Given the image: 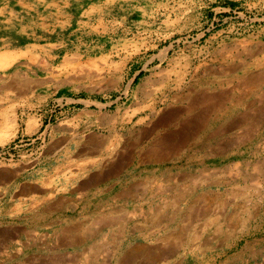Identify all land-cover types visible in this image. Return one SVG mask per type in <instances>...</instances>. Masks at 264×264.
I'll return each mask as SVG.
<instances>
[{"label":"rangeland","instance_id":"374dc122","mask_svg":"<svg viewBox=\"0 0 264 264\" xmlns=\"http://www.w3.org/2000/svg\"><path fill=\"white\" fill-rule=\"evenodd\" d=\"M4 52L16 58L0 67V209L14 205L10 196L14 199L16 186L30 183L27 173L35 166L46 173H40L42 189L58 188L56 192L65 196L77 193V199L85 195L81 180H58L62 170L55 169L57 159L48 160L43 151L45 126L72 127L69 122L76 116L81 118L80 125L75 123L77 140L84 144L91 138L105 139L107 144L92 150L93 158L71 164L67 177L129 160L128 170L111 181L116 184L113 193L133 182L138 188L139 196L124 197L138 201L113 207L127 217L118 241L101 243L105 248L98 261L105 256L102 264H115L116 256L129 248L163 251L175 243L180 245L178 254L159 264H264V119L254 115L258 124L250 134L245 133L248 126L228 125L252 102V115L264 110V84L246 81L248 75L264 73V0H0V53ZM201 90L230 96L224 105L227 113L215 114L208 131L223 134L206 140L207 134L199 133L181 145L174 158L142 162L154 148L152 127L170 110L186 107L189 96ZM253 91L234 111L233 100ZM183 118L173 127H158L157 134L178 130L184 135ZM143 134L144 144L136 147L132 141ZM76 154L85 158L88 152L81 149ZM49 168L57 172L49 176ZM181 175L191 176L193 183L182 184L179 193L219 197L211 204L201 203L210 216L194 222L189 232L183 220L177 226L155 224L153 207L174 204L169 194L158 193L159 188L169 187ZM104 189L92 190L90 197L110 199L101 195ZM236 205L240 208L233 216ZM184 206L175 208L183 211ZM88 227L80 226L78 232L85 236ZM13 230L17 240L0 245V264L50 263L60 256L70 259L78 250L59 247L52 237L57 228L30 234L25 228ZM188 238L194 254L181 244ZM87 259L79 264H90ZM139 259L134 263L147 262Z\"/></svg>","mask_w":264,"mask_h":264},{"label":"bare ground","instance_id":"6f19581e","mask_svg":"<svg viewBox=\"0 0 264 264\" xmlns=\"http://www.w3.org/2000/svg\"><path fill=\"white\" fill-rule=\"evenodd\" d=\"M15 58L16 57H13V55L11 53H9V52L0 53V67L9 65L11 63V61L13 59H15ZM258 65H260V64H258ZM245 73H246V71H245ZM246 78H248V79H246V81L248 83H250L251 85H255L256 86V84H262V83L264 84V73H261V75H257V76H252V74H251L250 76L248 75V77H246ZM189 94H191V92ZM254 94L255 93L253 91V92H251L249 94L247 93L246 95H241L239 98L233 100V103H232L231 107L235 111V109L240 104L243 103V101H244V99H245V97L247 95H248V98H250ZM229 97L230 96H228V94H219V96H215V95L212 96V95H209L207 92H204L202 90L199 91L198 95H196V96L190 95L189 96L190 101H189V104L186 107L183 106L184 108L183 107H178V108H174V109L170 110L167 113L166 117H164V120H162L161 123L158 122L159 124L158 125L157 124L154 125L152 127V129L149 131V132H151L153 134L155 133L154 135H156V136L153 137L154 139H152L153 141L151 143L154 146V148H149V150L144 155V158H142V162L145 161L144 159H146L148 162H151V163H163V162H165L167 160H170L171 158H174L175 156L178 155L179 149L181 148V145L186 146L189 141L195 140L194 138L196 136H198L199 133L205 132L207 134V137H206L207 139L206 140L211 139V138H216L217 136H220L222 131L220 132L218 130V131H214L212 133H209L208 131H209L210 127H211V122H212L213 116L215 114H217V113L226 114L227 113V111L224 108V105L226 103V98L229 100ZM263 98H264V95H263ZM230 99H233V98L231 97ZM250 102H252V101H250ZM261 102H262V100H261ZM252 107H253V102L251 104H249V106L247 107L246 111L243 112V114L241 113L242 115L235 116L237 118H233L232 121L228 124L229 125V129H232V128H236V129L239 128L240 129L243 126H248V127H245V129L247 128L245 133H248V132L254 130L256 125L258 124L257 123L258 120L256 121V117L254 115H257L259 117L261 116L264 119V110H263V107H261L260 109L255 111V112L258 111L259 113H253V115H252L251 111L254 108V107L253 108ZM182 117H185V119L183 118L184 122L181 123L182 124L181 125V129L182 130L185 129L184 135H181L180 133H178L177 132L178 130H175V131L171 130V132H169L166 136L165 135L164 136H159L157 134L156 131L159 130L158 127H160V126L161 127H165V128L167 126L173 127L174 123L176 121L181 120ZM238 117H239V119H238ZM253 117H255V118H253ZM214 121H216V120H214ZM151 133H150V135H151ZM222 134H223V132H222ZM248 134H250V133H248ZM178 135H179V137L181 136L180 139H178ZM140 137H137L135 139V141H132L133 144L135 142V146L136 147L144 144V140L146 139L145 134H143ZM150 138H152V137H150ZM92 144H94L97 148H100V147H103V146H105L107 144V140L104 139V141H101V140L98 141V140L95 139V140H93ZM92 144L90 143L91 146H92ZM220 150H222L221 151V153H222V152L225 151V148L223 147ZM217 151L218 150H216V152ZM122 164H121V166H122ZM122 169H124V166H123ZM117 170L119 171V169H117ZM114 173L115 174H113V176L117 174V172H115V171H114ZM207 175L205 174L204 176H207ZM106 177H107V174H106ZM110 177H112V174L110 176H108V178H110ZM178 177H177L178 180L175 179L177 181H175V183H173L169 187L167 186L166 188H164V187H160L159 188V192L158 193L159 194L160 193L169 194L170 195V199L171 198L174 199L173 200L174 204L173 203H168V204L157 205V206L153 207L154 208V215L156 217L155 224L157 226H160L164 222H168L169 223L168 225L174 224V226H177V224H175V223L178 220H183V221H187L188 225L185 228V231L187 230L189 232V230L192 228V224L194 222L210 216L209 209H202L200 207V205H202L201 203L208 201L211 204V202H215V201L219 200V197L214 196V195L213 196L212 195H209V196H206V195L205 196L204 195L203 196H194V194H190V193L187 195V194H185L186 192L184 194L179 193L178 190H179V188H181L182 184L188 183L189 181H191V183H193V181H192V177L191 176L181 175V176H178ZM96 178H99V179H97L98 181H101V179H102V178L100 179V177H96ZM166 179L168 180V182L172 181V178L170 176L167 177ZM173 179H174V177H173ZM92 181H93V179H92ZM223 182H224V180H223ZM225 184H227V183H225ZM132 187L134 188V186H132ZM134 190L130 188L127 191V193L125 192V195L123 194L122 196L123 197H130L134 193ZM135 193H136V191H135ZM144 193H147V191H145ZM179 203L186 205V207L184 206L185 208H184L183 211H182V209H178V208L176 209L175 208L176 204H179ZM224 203H226V202H224ZM228 205L231 206L230 203H228ZM224 206L226 207V205H224ZM238 208H240V205H236L234 207L235 210H234V215L233 216H236L235 214H237V209ZM101 212H104V211H101ZM169 212L170 213L172 212V214L170 215ZM96 216L98 217L99 215H96ZM99 217H98L99 219L98 218L97 219L100 221V224H99V222L98 223L96 222V223L90 225L88 228H86L88 230L87 231L88 234H86L85 236H82V234H80L78 232L79 231L78 228L80 226H72V227L69 226V228H67V227L64 228L63 231L60 232L62 234H61V236L59 238V240H61V242L60 243L58 242L60 244L59 247L60 248H65V249L67 247H74V248H76L75 250H77V249L78 250L74 252V255L70 259L69 258L67 259L64 256H60L57 259L52 260V262L50 261V263L48 262V263H44V264H79L83 257H87L90 260V264H102L103 262H106V260H107L106 258H108V257H105V256H104V258H103V256H101V258H103V260L102 261H98V257L101 254V251L105 248V246H103L104 244L101 245V243L104 240L105 241L107 240V243H109V242L112 243L113 241H115L117 236H119L117 234H118L119 230L122 227L121 225L124 223V220L126 219L127 216H126V214H124L123 211L122 212L121 211L120 212H118V211H110L107 214L101 215ZM217 219H218V217H217ZM236 219H238V217H235L234 220H236ZM130 220H132V219L130 218ZM131 229H133V228H131ZM139 230H141V229H139ZM203 230H205V229H203ZM104 232H106L105 235L102 234ZM218 233L215 234V235H218ZM100 235H102V236L100 237ZM177 235L179 236V234H177ZM98 236L100 237V239L102 238L101 241H100V239L96 240V238ZM118 238H117L116 241H118ZM176 241H178V240H176ZM174 242H175V237H174ZM181 242H182L181 244H185L189 248L191 253L196 251V249H194L191 246V241H190L189 238L185 239V240L183 239ZM104 243H105V245L107 244L106 242H104ZM174 244L171 245V247L169 249L163 250V251L152 250V249H144V248H140V247H136V248H132V249L129 248L127 250L122 251V254L116 256V260H114V261H115V264H133L135 259H138V258L141 259V257H144L145 260L147 261L145 264H159V263H162L163 261H166L167 259L172 258V257H174V256H176L178 254L180 245L177 246V244L176 245H174ZM205 245L207 246V243ZM106 256H108V255H106ZM107 262H109V261H107Z\"/></svg>","mask_w":264,"mask_h":264},{"label":"crops","instance_id":"0c3cea01","mask_svg":"<svg viewBox=\"0 0 264 264\" xmlns=\"http://www.w3.org/2000/svg\"><path fill=\"white\" fill-rule=\"evenodd\" d=\"M91 116L92 115H89L88 118L90 119ZM71 119L72 122H69V124H72V127L66 125H62L60 127L50 125L45 126L42 136H44L47 141L44 143L43 151L48 154V160L57 159L55 169L62 170L60 171L62 174L58 177V180H66V184H71V182H74L75 184L77 181L81 180L79 184L82 185L85 190V195L82 198L77 199V193L65 196L56 192V189L58 188L52 190V192L42 189L39 186V180L41 178L40 173L41 175H45L46 173L44 170H36L35 168L37 166H35L32 171L27 173L30 183L25 186H23L24 184L16 186L14 190V199L10 196L9 201L12 202L14 200V205L9 206L8 210L0 209V228H8V230L0 231V245L10 244L16 241L17 231L13 229L17 228L28 229L29 234L34 232V230L39 232L41 229L57 228L58 230L53 232L52 237L55 238V242L60 243L61 240H59V232H61L63 228H69V226L87 227L96 222H99L100 224V221L98 220L100 218L99 216L112 211L113 207H117L116 205L118 203H127L130 199L138 201L133 197L124 198L122 196L123 194L125 195V192L127 193L129 188L133 190L135 189L134 193L135 191L136 193L134 195H138V188L134 186L135 182L131 185L128 184L122 186L118 192L113 193L116 184L111 181L118 178L122 173L128 170L131 165L129 160L125 163L122 162L125 165L120 162L122 166L120 163H117L113 165L114 167L112 164L106 167H89L85 169L84 172H74V174H76L74 177H67L71 174L68 172L69 168H72L83 159L88 160L91 157L93 158L91 151L97 148L94 144H92L94 140L93 138L86 140L85 143L82 144L74 137L75 123L80 125L81 118L79 119L76 116H73ZM81 149L88 152V154L85 155V158L76 154V151H80ZM33 160H35V158H33ZM71 164L73 166L70 167ZM123 166L124 169H122ZM117 169H119V171ZM114 171L117 172V174L113 176V174H115ZM56 172L57 171H54L52 168H49L47 174L50 176ZM82 173H87V177L80 176ZM111 174L112 177L108 178ZM18 177L19 175L17 178ZM96 177H100V179L102 178L101 181H98L97 179L99 178ZM101 186H105L104 192L101 193V195L105 197L109 196L110 199L97 200L96 197L99 196L98 194L94 195V198L90 197V192L94 189L98 190ZM132 186H134V188ZM50 196L53 197L47 199ZM96 215H99V218ZM8 260L10 261V257Z\"/></svg>","mask_w":264,"mask_h":264}]
</instances>
